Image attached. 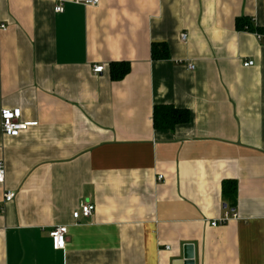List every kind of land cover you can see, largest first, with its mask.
<instances>
[{"label":"crops","instance_id":"1","mask_svg":"<svg viewBox=\"0 0 264 264\" xmlns=\"http://www.w3.org/2000/svg\"><path fill=\"white\" fill-rule=\"evenodd\" d=\"M257 33L264 0H0V264H174L186 245L195 264H264ZM157 106L190 120L157 128ZM16 107L33 125L9 137L1 110ZM82 200L95 211L75 220Z\"/></svg>","mask_w":264,"mask_h":264},{"label":"built area","instance_id":"2","mask_svg":"<svg viewBox=\"0 0 264 264\" xmlns=\"http://www.w3.org/2000/svg\"><path fill=\"white\" fill-rule=\"evenodd\" d=\"M76 3L81 4H98L99 0H75ZM57 12L63 11V6H56ZM1 28L6 29L5 25H2ZM187 33H184L181 36V40L185 42L187 40ZM259 40L264 41V36L257 33ZM254 64V60L244 62V66L250 67ZM188 68L193 70L195 68L194 64L189 63ZM105 65H94L93 73L101 74L105 71ZM33 125L32 122L24 121L22 119V110L18 107L16 108H4L1 110V130L4 135L9 137H18L23 131L27 130L29 127ZM163 177L160 175L159 180H162ZM5 181V166L3 161H0V184H3ZM16 197V193L14 191H7L4 195V199L6 202L12 201ZM95 211L94 204L87 201H80L79 207L77 210L73 212V217L75 220H78L81 216L89 218L93 215ZM236 212L226 211L222 217L218 220H214L211 222L212 226L223 225L229 222L231 219L236 218ZM67 233L68 227L65 225L57 226L50 232V237L53 241V247L56 250L65 249L67 243ZM169 248V247H167Z\"/></svg>","mask_w":264,"mask_h":264},{"label":"trees","instance_id":"3","mask_svg":"<svg viewBox=\"0 0 264 264\" xmlns=\"http://www.w3.org/2000/svg\"><path fill=\"white\" fill-rule=\"evenodd\" d=\"M248 23H243V19H238V26L243 29ZM253 26L249 30H254ZM157 45L153 46V56H156ZM168 56L167 50L159 54V58H166ZM130 64L128 62H117L111 65V77L113 80H121L130 72ZM190 120V112L186 109H178L172 106H157L154 110V125L157 128H173L176 124L185 123ZM223 191L226 195L235 199L237 195V185L235 182L227 181L224 184Z\"/></svg>","mask_w":264,"mask_h":264},{"label":"water","instance_id":"4","mask_svg":"<svg viewBox=\"0 0 264 264\" xmlns=\"http://www.w3.org/2000/svg\"><path fill=\"white\" fill-rule=\"evenodd\" d=\"M174 264H195L193 246L192 245H186L184 247L183 258L176 260L174 262Z\"/></svg>","mask_w":264,"mask_h":264}]
</instances>
